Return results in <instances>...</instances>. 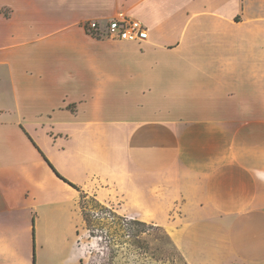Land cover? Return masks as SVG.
Listing matches in <instances>:
<instances>
[{
    "label": "crops",
    "instance_id": "obj_1",
    "mask_svg": "<svg viewBox=\"0 0 264 264\" xmlns=\"http://www.w3.org/2000/svg\"><path fill=\"white\" fill-rule=\"evenodd\" d=\"M50 164L188 264H264V0L1 1L0 264L80 262Z\"/></svg>",
    "mask_w": 264,
    "mask_h": 264
},
{
    "label": "rangeland",
    "instance_id": "obj_2",
    "mask_svg": "<svg viewBox=\"0 0 264 264\" xmlns=\"http://www.w3.org/2000/svg\"><path fill=\"white\" fill-rule=\"evenodd\" d=\"M3 11L6 10L3 8ZM84 205L86 220L81 219L80 239L77 244L80 256L78 264H183L180 255L170 246L164 251L157 250L158 239L164 235L158 227L135 226L132 230L133 240H130L124 225L119 219L113 218L107 209L94 206L90 198L84 200ZM136 234H139L138 238ZM139 246L143 248L139 249ZM63 257L64 253H60L54 259L48 260L47 264H62Z\"/></svg>",
    "mask_w": 264,
    "mask_h": 264
},
{
    "label": "trees",
    "instance_id": "obj_3",
    "mask_svg": "<svg viewBox=\"0 0 264 264\" xmlns=\"http://www.w3.org/2000/svg\"><path fill=\"white\" fill-rule=\"evenodd\" d=\"M52 166V164H50ZM52 168L54 169V171L56 172V174L58 176H60L61 178H64L53 166ZM67 182H69L73 187L77 188L80 191L81 194V210L83 213V217L86 220V216H85V205H84V200L86 198H90L91 201L93 202L94 206H99V207H103L105 209H107L111 216L113 218H117L120 220V222L122 223V225H124V227L126 228L128 235L130 237V240H133L132 237V230L135 228V226H139V227H147L148 225L151 226H156L159 229H161L164 232V235L162 236V238L160 237L159 240V245L157 250L158 251H164L166 249V247L170 246L172 249H174L181 257V259L183 260V264H188L187 260L185 259V257L183 256L182 252L179 250V248L177 247V245L174 243V241L172 240L171 236L169 235V233L167 232V230L165 228H163L162 226L156 225L154 223H148L146 221H142L136 218H129V217H125L123 215L118 214L117 212L114 211L113 208H110L109 206H106L104 204H102L101 202H99L95 197L90 196L88 193H86L83 189H81L78 185H76L75 183L67 180L66 178H64ZM141 230V229H140ZM143 230V229H142ZM144 232H146V230H143ZM136 237H139V234H136ZM140 243H143V241L138 240ZM145 243V242H144ZM142 246H139V249H142Z\"/></svg>",
    "mask_w": 264,
    "mask_h": 264
},
{
    "label": "built area",
    "instance_id": "obj_4",
    "mask_svg": "<svg viewBox=\"0 0 264 264\" xmlns=\"http://www.w3.org/2000/svg\"><path fill=\"white\" fill-rule=\"evenodd\" d=\"M103 27L108 36L120 40L135 41L148 38L147 28L144 23L134 18L112 19ZM101 28L102 26L98 21H91L87 25V29L92 34H98Z\"/></svg>",
    "mask_w": 264,
    "mask_h": 264
}]
</instances>
